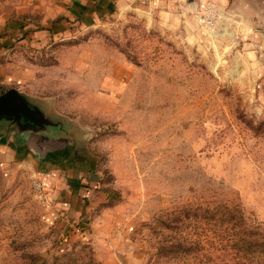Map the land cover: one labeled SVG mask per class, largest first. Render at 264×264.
I'll return each mask as SVG.
<instances>
[{"label": "rangeland", "instance_id": "374dc122", "mask_svg": "<svg viewBox=\"0 0 264 264\" xmlns=\"http://www.w3.org/2000/svg\"><path fill=\"white\" fill-rule=\"evenodd\" d=\"M55 5L0 0V95L61 123H0V264H264V0Z\"/></svg>", "mask_w": 264, "mask_h": 264}, {"label": "water", "instance_id": "95a60500", "mask_svg": "<svg viewBox=\"0 0 264 264\" xmlns=\"http://www.w3.org/2000/svg\"><path fill=\"white\" fill-rule=\"evenodd\" d=\"M0 123L9 125L26 140L30 137L52 140L53 133L61 127V123L47 119L39 107L31 104L16 89H9L0 95Z\"/></svg>", "mask_w": 264, "mask_h": 264}, {"label": "crops", "instance_id": "0c3cea01", "mask_svg": "<svg viewBox=\"0 0 264 264\" xmlns=\"http://www.w3.org/2000/svg\"><path fill=\"white\" fill-rule=\"evenodd\" d=\"M55 11L61 12L66 19L71 16L78 17L81 12H95L102 14H112L120 8L135 7V3L142 2L149 7L153 3L167 2L168 0H53Z\"/></svg>", "mask_w": 264, "mask_h": 264}, {"label": "trees", "instance_id": "16d2710c", "mask_svg": "<svg viewBox=\"0 0 264 264\" xmlns=\"http://www.w3.org/2000/svg\"><path fill=\"white\" fill-rule=\"evenodd\" d=\"M254 132L257 134L264 133V121L258 126L254 127ZM239 214L241 213L235 208L217 205L212 209H200L198 216L200 218H213L221 221H232L234 219H241V217H238Z\"/></svg>", "mask_w": 264, "mask_h": 264}]
</instances>
